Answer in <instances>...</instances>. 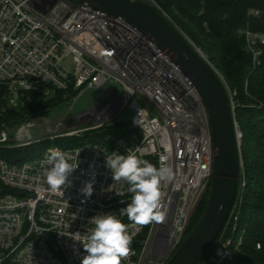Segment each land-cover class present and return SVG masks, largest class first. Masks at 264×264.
Wrapping results in <instances>:
<instances>
[{"label":"built area","instance_id":"obj_1","mask_svg":"<svg viewBox=\"0 0 264 264\" xmlns=\"http://www.w3.org/2000/svg\"><path fill=\"white\" fill-rule=\"evenodd\" d=\"M249 14L262 16L257 9ZM245 37L257 67L264 31L247 29ZM88 89L104 91L107 103L79 113L93 123L85 129L62 132L60 126L27 118L0 123V264H81L86 255L82 242L98 214L116 215L129 234L136 232L121 264H166L210 189L213 143L203 100L191 78L154 40L121 18L73 0H0V116L24 108L34 96L51 99L58 92ZM227 91L241 157L244 135L235 116L236 93ZM127 107L132 117L124 124L119 119ZM116 125L121 135L110 134L99 143L47 147L27 160L8 154ZM54 148L79 164L66 190L52 191L46 183L45 158ZM114 152L172 169L174 179L160 189L163 222L147 229L120 216L132 194L127 182L113 181L104 167L105 157ZM240 172L238 195L246 186L242 158ZM92 177L93 194L86 199L80 189ZM238 195L203 264L233 261L230 231L237 227Z\"/></svg>","mask_w":264,"mask_h":264},{"label":"trees","instance_id":"obj_2","mask_svg":"<svg viewBox=\"0 0 264 264\" xmlns=\"http://www.w3.org/2000/svg\"><path fill=\"white\" fill-rule=\"evenodd\" d=\"M153 1L180 32L205 52L225 87L236 93L235 116L244 135L241 158L246 186L242 194L238 195V204L233 213L237 217L236 230L230 231L234 259L225 264H264V52L260 65L255 67L245 37L247 29L264 31V0ZM252 9L260 10L261 18L250 16ZM64 94L75 93L58 92L56 100ZM45 103L41 97L34 96L24 108L0 116V123L21 122L26 119V114L32 115L47 108ZM110 134L121 135L120 126L105 127L86 137H91L93 143H99ZM79 142L80 139H67L59 143L75 147L80 145ZM33 147L8 154L19 159L23 153H30ZM241 178L242 172L239 180ZM209 193L208 189L185 238L204 215ZM241 239V245L235 249Z\"/></svg>","mask_w":264,"mask_h":264},{"label":"water","instance_id":"obj_3","mask_svg":"<svg viewBox=\"0 0 264 264\" xmlns=\"http://www.w3.org/2000/svg\"><path fill=\"white\" fill-rule=\"evenodd\" d=\"M138 28L192 80L210 120L213 173L207 208L166 264H203L223 232L239 189L241 157L229 93L216 69L169 19L147 0H73Z\"/></svg>","mask_w":264,"mask_h":264},{"label":"clouds","instance_id":"obj_4","mask_svg":"<svg viewBox=\"0 0 264 264\" xmlns=\"http://www.w3.org/2000/svg\"><path fill=\"white\" fill-rule=\"evenodd\" d=\"M72 157L59 148L49 149L45 158L46 183L52 191H61L72 187L73 173L79 164L72 163ZM104 167L112 173L113 181H125L132 194L127 207L120 210V216L126 215L128 220L137 226H146L153 222L161 223L165 212L161 205V184L174 179L170 167H156L147 160L135 155H121L114 152L113 156L105 157ZM95 177L85 181L80 189L86 199L93 194ZM94 225L86 239L82 242L86 255L81 264H121L131 252L133 236L128 226L116 215L98 214L91 218Z\"/></svg>","mask_w":264,"mask_h":264},{"label":"rangeland","instance_id":"obj_5","mask_svg":"<svg viewBox=\"0 0 264 264\" xmlns=\"http://www.w3.org/2000/svg\"><path fill=\"white\" fill-rule=\"evenodd\" d=\"M147 1L151 3L154 7L158 8V6L154 3L153 0H147ZM186 38L198 50H201L187 36ZM204 56L208 61V57L206 56L205 52H204ZM56 99H57L56 96L51 99L42 98V100L46 102L45 104L47 105V108H45L42 111L33 113L32 115L26 114L24 117L27 119H38L39 123L44 126H46L47 124L60 126L62 132L81 130L92 126L93 123L92 121L88 122L84 120V118L82 117L83 115L79 113L86 112L92 109L93 107L97 106L98 104L104 105L105 103H107V96L105 95V92L104 91L100 92L98 89H88L82 93H77V94H64L58 100ZM131 117H132V112L127 107L124 110L119 120L121 123L129 124L131 122ZM86 136H88L87 133H85V135L81 134V136L79 137L76 136L68 139H80L79 142L80 145L82 143L83 144L92 143L91 137H86ZM61 140L63 139H57L55 140V142L47 141L34 145L33 150H31L30 153H28V151L27 153H23L19 157V160L36 157L40 155L47 147L61 145V143H59Z\"/></svg>","mask_w":264,"mask_h":264}]
</instances>
